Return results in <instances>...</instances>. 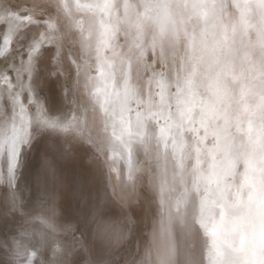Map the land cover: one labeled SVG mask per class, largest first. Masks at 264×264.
Instances as JSON below:
<instances>
[{
	"label": "snow or ice",
	"instance_id": "6c2138e0",
	"mask_svg": "<svg viewBox=\"0 0 264 264\" xmlns=\"http://www.w3.org/2000/svg\"><path fill=\"white\" fill-rule=\"evenodd\" d=\"M70 32L81 63L72 87L69 74L61 88L70 93L83 74L105 130L111 125L112 150L126 160L129 179L139 173L157 201L139 264H264V0H0V80L10 86L23 73L37 75L48 45L53 67L46 77L58 81ZM36 87L32 79L26 94ZM4 91L17 101L18 93ZM41 111L32 132L22 107L21 127L13 125L11 134L0 117L6 181L17 189V172L27 167L39 133L67 137L60 158L82 138L78 119ZM57 163L46 152L34 178L50 205ZM79 183L83 225L122 244L126 236L112 227L107 189L93 192L87 177ZM128 195L136 197L135 183ZM25 207L13 192L8 211L41 228L13 237L12 264H38L32 258L41 248L47 264H63L67 250L56 233L64 226L55 208L33 216Z\"/></svg>",
	"mask_w": 264,
	"mask_h": 264
},
{
	"label": "rangeland",
	"instance_id": "374dc122",
	"mask_svg": "<svg viewBox=\"0 0 264 264\" xmlns=\"http://www.w3.org/2000/svg\"><path fill=\"white\" fill-rule=\"evenodd\" d=\"M32 2L33 0H21L22 4ZM35 2L43 3L44 0H35ZM73 2L74 0H67L69 5H72ZM66 41V45H64L63 49V57L67 59V52L71 51L72 53L70 52L69 54L72 60L76 61L73 71L71 70V72H73L72 77L74 84L77 79V64L81 63L79 59V44L77 38L71 32L66 37ZM119 42L123 43V40L121 39ZM107 54L110 55V53ZM64 71L65 75H68V72H70L67 63L64 65ZM91 75L96 76L95 71H92ZM117 80L119 81V76H117ZM84 82L85 77L81 74L80 86L74 87V95L79 110L78 113L79 116L83 118L80 122V127L83 129V132L81 139L72 142L73 147L71 155L65 158H60L59 156L62 147H67V145H65L67 137L64 134L52 133L46 135L51 143L46 152L56 154L58 160L56 180L54 183L49 184V189L55 192L54 205H50L47 202L48 198L41 192L37 193V198L33 199L25 207V210L27 211L26 213L38 216L47 213L51 207H54L58 223L64 226L56 233V237L67 250V255L64 258L63 264H93L91 260L88 259V261L86 258L83 241L79 237V234L81 235L82 232V222L77 219V210L82 206V201L79 199V181L87 177L89 186L92 188L93 192H95L97 187H99L102 192L104 189H107V193L111 197V220L118 225L119 230H123L126 240H128V237H131L133 240L131 246V242L126 244L125 240L120 244L119 249L110 259L104 261L103 264H139L140 257L151 241L154 222L158 219L157 201L154 198V193L150 185L146 180L139 178V173L134 174L133 180L129 179V170L126 160L119 154L118 150L115 152L112 150V145L110 143L112 140L111 125L109 123L107 130H105L106 118L99 109V103L90 96L89 88L84 87ZM133 83H135V81H133ZM6 100L7 104L9 102L11 103L17 116L21 112V107L26 118L29 114L28 130H33L36 126V117L40 114V111L35 108L29 110L27 99L20 93H18L16 102L13 101L11 96H9L8 99L6 97ZM132 106L135 107V105ZM137 158L138 157L134 154V161ZM139 158H143L142 154ZM133 183H135L137 195L134 199L129 200L128 194ZM126 194L127 196H125ZM2 198L3 196L0 194V220L2 218L9 220L8 215L3 217ZM122 204L123 207L121 206ZM24 219L25 220L17 223H5L2 222V220L0 221V241L9 250V245L12 243L14 236H17L25 229L28 231H38L41 228L38 221L30 220L27 217ZM78 225H80V230L78 231V236H76L77 231L75 232V230ZM68 229L69 231L65 233ZM73 233H75V235H73ZM71 240H73V242ZM74 240L77 242L75 243ZM76 250H78V253ZM44 251L43 248L39 249V255H41L42 258ZM77 254L79 255L78 257ZM44 263L47 264L45 258Z\"/></svg>",
	"mask_w": 264,
	"mask_h": 264
},
{
	"label": "bare ground",
	"instance_id": "6f19581e",
	"mask_svg": "<svg viewBox=\"0 0 264 264\" xmlns=\"http://www.w3.org/2000/svg\"><path fill=\"white\" fill-rule=\"evenodd\" d=\"M33 31H35V29H33ZM45 47L48 48L49 50L43 53L41 63L39 64V73L37 75H35L34 77H28L27 73H23L19 80L13 79L10 86H6L5 83L2 80H0V117H3V119L7 122V128H8L9 134H11V128L13 127V125H15L17 128L21 127V121L17 118L16 112L12 108L11 103L8 101L9 103L7 105L5 104L6 97L8 99L10 96L8 92L4 91L6 87H9L11 91L20 93L23 97H26L27 95L26 99L29 104V110L33 108L38 109L40 111L39 115H42L41 107H43V111H46L49 116L55 115L61 118L67 117L69 119L76 118L79 120V122H81L83 119L81 118V116H79V113H78L79 110H78V104H77V101L74 95L75 94L74 87L70 93H66L61 88L62 84L69 83L67 81V76L69 74L71 75V83H69V86L72 87L73 85V77H72L73 72H71V70L73 71L74 69V63L69 54L71 51L67 52L68 53L67 59L66 57H64V65L67 63L70 69V72H68V75L60 77L58 81H51L47 79L46 73L50 71L53 67V65L50 62V57L52 56V50H51V46L45 45ZM17 48H19V45H17ZM17 59L19 60V56L17 57ZM13 76H15V73H13ZM32 79L37 80L36 92L26 94L25 87L31 83ZM18 110H19V107H18ZM29 117H30L29 114L27 115V118L25 117L26 118L25 120L28 122H29ZM28 131L32 132V130H28ZM47 134H52V133L41 132L37 135L36 141L34 142V147H32L31 151L27 155V167L17 172V180L19 182L18 189L16 187V181H13L11 185L7 183L6 177L8 174L9 158L6 156V154L0 153V194L3 196V198L1 199L3 200L2 202L3 212H4L3 217L6 215L9 216L8 217L9 220H5V218H2L1 219L2 222L17 223V222L25 220L24 219L25 216L21 215L20 213L13 214L12 212L8 211V208L10 206V198L13 192L17 194L18 199H22V202L26 206L33 199L37 198V192L35 191L34 178H35V173L37 171L38 165L51 144L49 142V139L46 136ZM28 186H31V190H29ZM127 194L125 196H127ZM81 208L82 206L77 210V214H78L77 219L80 220V222H82V232H81V235L79 234V237L83 241V245H84L83 247L85 249L86 258L87 260L89 259L92 262H94V260L95 261L103 260L104 262L110 259V257L119 249L120 245L113 244L109 240L103 239L97 236L93 229L85 227L83 225V217L80 211ZM25 212L27 211L25 210ZM77 227L80 228V225L76 226V228ZM112 227L115 230H119L118 225L115 224L113 221H112ZM69 229L65 233H67ZM76 236H78V231H77ZM71 241L73 242V240ZM76 242L77 241H75V243ZM128 242H131L130 244L131 246L133 242L131 237H128V240H126L125 243L127 244ZM77 251L78 250H76V252ZM78 256L79 255L77 254V257ZM44 258H45L44 255H43V258L41 257V255H38L36 257H33L32 259L37 261L38 264H45ZM12 260L13 258H12L11 251L7 247H5L4 244L0 241V262H2V264H12ZM29 264H31V261L29 262Z\"/></svg>",
	"mask_w": 264,
	"mask_h": 264
}]
</instances>
